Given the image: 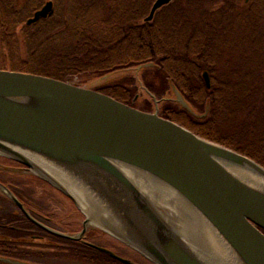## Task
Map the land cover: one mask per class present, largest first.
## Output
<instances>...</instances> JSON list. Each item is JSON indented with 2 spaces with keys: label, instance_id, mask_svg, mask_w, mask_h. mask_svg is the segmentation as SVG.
Listing matches in <instances>:
<instances>
[{
  "label": "water",
  "instance_id": "1",
  "mask_svg": "<svg viewBox=\"0 0 264 264\" xmlns=\"http://www.w3.org/2000/svg\"><path fill=\"white\" fill-rule=\"evenodd\" d=\"M169 1L155 0L145 21ZM51 8L47 2L26 24L45 18ZM202 77L209 88L208 73ZM107 80L98 79V85ZM180 106L197 116L184 99ZM25 153L54 165L88 196L73 194ZM0 154L68 197L85 217V225L94 222L153 264H264V193L226 169L249 170L264 180V167L157 113L140 111L92 88L0 70ZM116 164L138 169L182 196L235 253L236 263L220 251L205 254L203 246L196 247V233L186 232L170 218L163 197L151 199ZM90 246L134 264L106 248Z\"/></svg>",
  "mask_w": 264,
  "mask_h": 264
},
{
  "label": "trees",
  "instance_id": "2",
  "mask_svg": "<svg viewBox=\"0 0 264 264\" xmlns=\"http://www.w3.org/2000/svg\"><path fill=\"white\" fill-rule=\"evenodd\" d=\"M12 1L0 0V69L60 81L82 75L108 77L112 84L100 91L128 103L131 88L111 75L152 62L198 113L206 114L204 119H197L166 104L162 117L264 167V0H245L243 5L240 0H226L227 6L218 9L210 8L208 0H172L149 22L144 18L154 0H71L65 27L60 35L50 33L43 45L33 44L37 36L30 30L47 24L51 15L23 27L28 49L22 57L12 37L14 28L23 21L12 12ZM225 56L228 60L220 69ZM205 68L211 74L209 88L201 77ZM43 236L58 244L43 246L58 251H43V258L57 254L55 257L81 263L116 264L106 255L83 250L65 239ZM25 245L37 246L29 238ZM30 248H16L17 252L0 258L24 262V258L40 254Z\"/></svg>",
  "mask_w": 264,
  "mask_h": 264
},
{
  "label": "flooded vegetation",
  "instance_id": "3",
  "mask_svg": "<svg viewBox=\"0 0 264 264\" xmlns=\"http://www.w3.org/2000/svg\"><path fill=\"white\" fill-rule=\"evenodd\" d=\"M52 3V2H51ZM53 6V4H52ZM107 86V85H106ZM102 88H99V91ZM101 92V91H100ZM13 168L17 167L19 169H22L20 165H12V164H6L2 161H0V184L4 185L7 194L3 193L2 195L0 191V228L2 229H8L13 230V232H7V231H0V246L4 247V249H0L1 256H9L13 254L16 248H23L27 249L30 247H27L26 240L29 238L30 241L35 242L36 247L30 248L32 250H37L40 254L38 256L33 258H24L25 261H28L30 263L34 264H50L48 261L51 260H57L58 257H55L57 254H50V256H45V258L42 257L41 252H43V246H57L54 244L55 242L49 240L45 236H54L61 239H65L71 243H74L78 245L81 249L90 251L92 250L94 254L101 253L105 255L104 253L96 250L95 248L91 247L90 245L93 244L95 246H102L109 250H112L116 255H119L121 257H124L126 259H129L130 261L137 263V264H151L149 261H147L145 258L140 256L139 254L135 253L134 256L128 255V252H132L128 248H126L123 244L118 242L116 239H113L106 235L105 233L98 231L96 229H89L88 227H85L82 223V220L76 217L74 215V212H70L69 207H67L64 204H62V201L58 200V197H56L54 193V189L51 190L48 188H43L37 182L34 181L32 183H29L27 181V178L24 177L22 174H16L12 175L11 173H8V171L4 170V168ZM17 173V172H16ZM3 177H7V179H10L9 181L3 180ZM28 182L29 184H25V182ZM35 186V187H34ZM49 187V186H48ZM50 188V187H49ZM54 190V191H53ZM39 191V193H38ZM44 193V195H48L51 199H37L39 194ZM16 201H15V200ZM40 202V205L35 210L31 206V203ZM1 203H5L4 207L1 206ZM30 203V205H29ZM58 206H63L65 208L61 211L64 214H61L62 218L57 219L54 214L58 210ZM57 209L56 211H54ZM59 214V215H60ZM55 217L56 222H62L59 223L63 227L61 229L64 230V234L67 235H73L74 238H65L59 236L57 233L59 232V229L57 225H53L52 221H55L53 218ZM79 222V223H78ZM28 224V225H27ZM74 226V227H73ZM71 229V230H69ZM17 232L18 234H16ZM28 235V236H26ZM44 241H47V244H43ZM125 248H124V247ZM50 252H58L57 248H50ZM126 251V252H125ZM99 255V254H98ZM107 256V255H106ZM110 258V257H109ZM23 259V258H22ZM112 259V258H110ZM115 261L116 264H122L121 262L112 259ZM81 263V262H80Z\"/></svg>",
  "mask_w": 264,
  "mask_h": 264
},
{
  "label": "rangeland",
  "instance_id": "4",
  "mask_svg": "<svg viewBox=\"0 0 264 264\" xmlns=\"http://www.w3.org/2000/svg\"><path fill=\"white\" fill-rule=\"evenodd\" d=\"M47 0H13L12 1V7L11 10L14 13L15 17L21 21H23L21 24L17 25L14 28V34L12 37V41L13 44L15 46H18V52L19 55L22 57L27 53V49L26 48V44H25V40L23 34H22V30L24 25V21L30 17L32 15V13L36 10L39 9ZM53 2V13L51 14V19L48 21L47 24L41 23L36 25L35 27L31 28L30 32L32 34H35L37 37L36 39L33 40V44L38 43L43 45L45 42H47V36L50 35V33L54 36H57L60 32L62 31V29L65 27L66 23V18L69 16L70 12H71V7H72V1L71 0H51ZM210 1L209 3V7L213 8V9H218L221 6L226 7L227 3L226 0H208ZM248 3H252V0H247ZM243 3H245V0H240L239 4L243 5ZM5 7V6H4ZM232 8H228V11H230ZM68 14V16H67ZM264 14V8H263V13ZM63 16V18H58L57 16ZM53 22H52V21ZM175 20V19H173ZM65 22V23H64ZM64 23V24H63ZM60 24V25H59ZM158 23H156L155 25H157ZM154 25V26H155ZM64 26V27H63ZM180 34H182L181 31H179ZM17 35V39L16 36ZM32 43V42H31ZM209 55V54H208ZM207 55V56H208ZM211 56H213V53L210 54ZM224 55H227V53H225ZM223 55V56H224ZM222 56V57H223ZM217 58H220L221 56H216ZM226 57V56H225ZM245 58H249V55L245 56ZM215 60V58H212L211 60ZM228 60V57H226L225 59H221V62L219 64V67H221L220 69H223V65L224 62ZM166 63L163 64V66L166 69L165 66ZM156 66L152 63L147 64L142 66L139 70L135 69V68H130L126 70H123L121 72H117L116 74H114L113 76H118L120 77V79L118 80L119 83H121L122 85H127L129 88H131L132 90V95L130 97H127L129 102H133L134 105L139 108L142 111L145 112H153V113H157V114H162V112L166 113V104H171L174 108H176V111H180L179 110V106L180 103L182 101L181 97L179 96V94L174 91V90H168L170 89V87L172 88L171 82L164 76V74L157 68H155ZM9 68V67H6ZM206 69V68H205ZM209 69L203 70L206 71L208 73V75L210 76V70ZM202 71V72H203ZM99 76L96 75H82L81 77L77 78L74 77L71 80L67 81L71 84L77 85V86H82V87H88V88H98V81L96 80ZM201 77H202V73H201ZM203 80V78H202ZM210 84H211V79H209ZM204 83V80H203ZM196 94V93H195ZM166 98L169 99H173L171 101H168L169 103H166ZM195 113L196 109L194 107L191 108ZM176 114V113H175ZM174 115V114H173ZM182 118V117H181ZM197 118H199L197 116ZM201 118V117H200ZM183 121V120H181ZM201 121V120H199ZM0 161L6 163V164H12L14 166L18 165L11 157L6 156V155H1L0 154ZM4 168V167H1ZM4 170L8 171V173H11L12 175H16V174H22L24 175V177L27 178V181L29 183H32L34 181H39L37 182V184H39L40 186H42L43 188H48V189H52V187L43 179H41L40 177H38L35 173H33V171L31 170H25L24 168L19 169L17 167H13V168H4ZM17 172V173H16ZM3 180H10L7 179V177H3ZM25 182V184H29L28 182ZM50 188H49V187ZM35 187V186H34ZM54 188V187H53ZM54 191V190H53ZM2 195L4 196V192L1 191ZM39 193V191H38ZM56 193V195H55ZM56 197H58L59 201H62L67 207H69L70 212H74V215L76 217H79V215L81 213H78V208L76 207V205L65 195H63L60 191L56 190L53 193ZM51 199L50 197H48V195H44V193L39 194V196L37 197V199ZM45 200V199H44ZM5 203H1V206L4 207ZM30 205V203H29ZM40 205V202H35L31 203V206L33 207V209H37L38 206ZM165 208V207H164ZM57 209H55L54 211H56ZM65 212V208L63 206H58V210L56 211L59 212L58 214H54V216H56V218L61 219L62 213L61 211ZM163 210V209H162ZM166 210V209H165ZM164 210V211H165ZM61 212V214H60ZM60 214V215H59ZM81 218L79 219L83 221H85V217L80 215ZM96 214H95V218H96ZM98 217V216H97ZM55 220V217L53 218ZM99 219V218H98ZM78 222V223H79ZM60 222H56L52 221L53 225H57V227L59 229H61V227H63ZM94 222L88 223L87 227L89 229H96L98 227H96V225L93 224ZM74 227V226H73ZM71 230V229H69ZM59 232H64L63 229L59 230ZM28 240V239H27ZM47 241H44L43 244H47ZM122 244V243H121ZM125 246V245H124ZM123 246V247H124ZM126 247V246H125ZM124 247V248H125ZM128 248V247H126ZM50 248H46L43 249L44 251L49 250ZM129 250H131L132 252H128V255L134 256L135 255V251L128 248ZM126 252V251H125ZM138 254V253H137ZM69 259V260H68ZM59 258L57 260H48L50 262V264H93V263H80L78 261H76L75 259H70V258ZM26 264H31L28 262H25ZM106 264H114L107 262Z\"/></svg>",
  "mask_w": 264,
  "mask_h": 264
},
{
  "label": "bare ground",
  "instance_id": "5",
  "mask_svg": "<svg viewBox=\"0 0 264 264\" xmlns=\"http://www.w3.org/2000/svg\"><path fill=\"white\" fill-rule=\"evenodd\" d=\"M44 19L45 18L40 20ZM25 154L36 165H39V167L43 171L52 174L60 182L65 183L66 187L70 189L73 194L82 199V196H84V198L85 196H88L81 187L75 185L70 179L66 177L65 174H62L58 169H56L54 165L52 166L33 155L27 153ZM116 166H118L128 178L132 179L134 182L142 186L145 191L148 192L151 199L159 198L160 196L163 197L160 200L167 204L170 218L184 227L186 229V232L192 231L196 233V238L194 237L192 241V243L196 247H198L199 245L203 246L202 251L205 252V254L215 253V255H218L220 251L221 253L225 254L224 256L226 259H230L231 262L232 258H234L235 260V253L227 247L222 237H220V235L207 222V220L177 192H175L173 189L169 188L162 182L157 181L150 175L139 171L138 169L124 164H116ZM226 169H228V171L234 177L241 180L249 187L264 193V180H262L257 174H254L249 170H244L232 166H228L226 167ZM84 207L86 209H89V207L86 205ZM234 263H236V260L234 261Z\"/></svg>",
  "mask_w": 264,
  "mask_h": 264
}]
</instances>
